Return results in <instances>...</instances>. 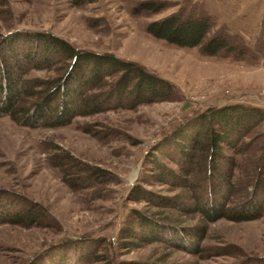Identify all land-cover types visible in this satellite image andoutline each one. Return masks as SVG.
Masks as SVG:
<instances>
[{
	"label": "rangeland",
	"instance_id": "obj_1",
	"mask_svg": "<svg viewBox=\"0 0 264 264\" xmlns=\"http://www.w3.org/2000/svg\"><path fill=\"white\" fill-rule=\"evenodd\" d=\"M139 1L0 0V39L15 30L49 31L78 48L135 61L170 81L177 93L170 101L77 116L57 128H26L0 117V206L38 204L47 214L44 223L29 227L0 223V264H52L50 256L55 264H264V214L208 224L200 255L162 242L129 248L119 242L118 231L131 222L132 209L159 210L128 199L127 193L149 170L144 158L163 135L208 106L241 102L264 108L262 54L208 56L197 46L157 39L146 32V24L177 10L184 0H167L171 3L162 11L135 15L132 8ZM195 1L216 18L214 30L226 26L252 48L264 35V0H255L263 7L249 9L240 20L247 28L238 31L222 23L207 0ZM145 187L173 194L159 183ZM164 211L179 216L182 224L200 222L198 215ZM91 250L97 260L90 254L79 259Z\"/></svg>",
	"mask_w": 264,
	"mask_h": 264
},
{
	"label": "trees",
	"instance_id": "obj_2",
	"mask_svg": "<svg viewBox=\"0 0 264 264\" xmlns=\"http://www.w3.org/2000/svg\"><path fill=\"white\" fill-rule=\"evenodd\" d=\"M169 3L141 0L132 13H157ZM216 23L202 3L184 0L177 10L148 22L145 30L169 43L197 46L208 56H264V35L252 48L226 26L214 30ZM32 72L40 74L31 75ZM176 95L170 81L143 65L112 52L78 48L49 31L15 30L0 39V117L7 116L21 127L67 126L77 116L112 108L134 109L170 101ZM263 123L264 108L233 102L205 107L163 135L144 158L149 170L127 193L128 199L146 201L159 210L151 213L132 209L131 222L125 221L118 231L121 246L162 242L200 255L208 224L220 219L241 222L263 216ZM155 183L168 186L173 194L145 187ZM165 208L198 215L200 222L182 224L179 216ZM46 215L38 204L28 203L12 210L0 206V223L29 227L44 223ZM76 244L81 243H73ZM89 254L91 259L99 257L91 250L80 254L79 259L85 261ZM50 258L55 264V259ZM136 263L155 264L123 261Z\"/></svg>",
	"mask_w": 264,
	"mask_h": 264
},
{
	"label": "crops",
	"instance_id": "obj_3",
	"mask_svg": "<svg viewBox=\"0 0 264 264\" xmlns=\"http://www.w3.org/2000/svg\"><path fill=\"white\" fill-rule=\"evenodd\" d=\"M206 7L220 14L221 18H219V20L222 23L238 31L241 27H243V29L247 28V25L241 23L240 20L242 17L250 15L248 14L249 9L259 10V8L263 6L255 0H207ZM263 16L264 14L260 17V22ZM238 25H240V28H237Z\"/></svg>",
	"mask_w": 264,
	"mask_h": 264
}]
</instances>
